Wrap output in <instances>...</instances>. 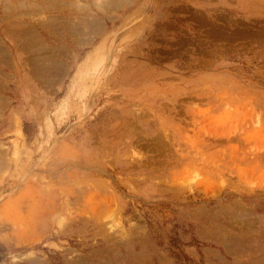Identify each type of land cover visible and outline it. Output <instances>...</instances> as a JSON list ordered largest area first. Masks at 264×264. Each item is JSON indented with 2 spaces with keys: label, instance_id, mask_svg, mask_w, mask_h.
<instances>
[{
  "label": "rangeland",
  "instance_id": "1",
  "mask_svg": "<svg viewBox=\"0 0 264 264\" xmlns=\"http://www.w3.org/2000/svg\"><path fill=\"white\" fill-rule=\"evenodd\" d=\"M0 264H264V0H0Z\"/></svg>",
  "mask_w": 264,
  "mask_h": 264
},
{
  "label": "bare ground",
  "instance_id": "2",
  "mask_svg": "<svg viewBox=\"0 0 264 264\" xmlns=\"http://www.w3.org/2000/svg\"><path fill=\"white\" fill-rule=\"evenodd\" d=\"M31 3V2H30ZM12 15V14H11ZM18 24V23H17ZM101 47H103V46H101ZM95 53H93L91 56H89L88 58H87V60H86V62H85V64H84V68H88V66H91V64L93 63V61L95 62L96 60L95 59H99L100 58V56L101 55H99V57H97L98 55H97V51H94ZM93 57H97V58H93ZM102 57V56H101ZM93 58V59H92ZM97 59V60H98ZM100 60H101V58H100ZM99 61V60H98ZM102 61V60H101ZM90 62H92L91 64H89ZM94 64V63H93ZM92 64V65H93ZM96 64H97V61H96ZM99 64V63H98ZM82 67H83V65H81ZM96 66V65H95ZM82 70V73H83V69H81ZM81 72V71H80ZM84 73H85V70H84Z\"/></svg>",
  "mask_w": 264,
  "mask_h": 264
}]
</instances>
